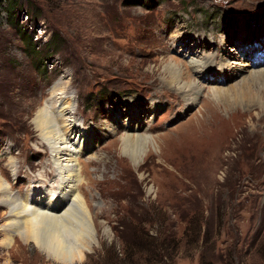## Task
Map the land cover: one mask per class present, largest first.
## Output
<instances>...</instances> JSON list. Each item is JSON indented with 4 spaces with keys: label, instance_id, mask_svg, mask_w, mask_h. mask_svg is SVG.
Instances as JSON below:
<instances>
[{
    "label": "rangeland",
    "instance_id": "1",
    "mask_svg": "<svg viewBox=\"0 0 264 264\" xmlns=\"http://www.w3.org/2000/svg\"><path fill=\"white\" fill-rule=\"evenodd\" d=\"M6 7L0 178L28 211L59 195L65 157L43 144L33 119L53 109L50 90L62 83L80 148H72L77 128L60 119L59 129H71L75 193L96 230L73 264H264V250L256 252L264 240V0H21L12 18ZM193 58H212L208 72L189 68ZM168 62L199 89L168 85ZM241 83L237 99L231 90ZM215 88L230 97L215 99ZM126 136L151 141L137 161L119 142ZM7 207L0 204V264H63L7 229ZM160 234L174 241L157 253Z\"/></svg>",
    "mask_w": 264,
    "mask_h": 264
},
{
    "label": "bare ground",
    "instance_id": "2",
    "mask_svg": "<svg viewBox=\"0 0 264 264\" xmlns=\"http://www.w3.org/2000/svg\"><path fill=\"white\" fill-rule=\"evenodd\" d=\"M199 42L200 38H196V43L198 44ZM189 61L190 63L188 66L192 70L208 72L206 70L210 67V64L208 63L212 61V58H193ZM228 63L229 57L223 56L221 62L216 66H218V69L221 72H224ZM163 68L166 82L176 90L180 92L193 91L194 93L199 89L194 82H186L185 79L188 76L181 66L168 62L166 65L164 64ZM244 85L245 83H241V86L238 85L239 88H236L237 91L232 89L233 96L236 98L237 96H241L239 95V91ZM64 88L60 82L54 84L50 90L49 95L51 96H49L48 99L49 102L53 101L56 105L53 106V109L46 111L44 107H41L33 119L34 127L38 131L43 144L49 146L51 149L50 152L53 154L58 155L59 152L65 157L62 165L60 164L59 166L57 164L60 172V176H58L61 181V191L59 195L54 199L47 196L40 200L39 208L41 210H37L36 208L37 211H28L26 202L19 203L17 202V197L15 198L10 195V192H6L7 187L1 180L2 178H0V197H2L0 204L7 205L9 207L7 208L10 210L9 213L11 215H9V217H11V224L8 225L7 229H14L13 232L18 233L20 236L19 238L25 243H32L38 248V250L46 254L48 258L63 264H73L74 262L80 261L83 257V251H80L77 248L86 249V244L84 246V243L87 242V239H93V233H95L96 230L93 216L90 215L87 205L83 202V199L81 197L78 198L75 193V186L78 183L75 155L78 150L72 154L68 153V151H71L69 146L70 143H66L68 140V134L71 133V129L70 131L65 130L67 126H64L61 130L59 129L58 120L60 119L69 122L72 129L77 128L78 140L73 143L72 148H80L84 136L81 135L78 127L72 122V114H70L72 101L68 97L70 95L64 93ZM211 91L212 96L214 98L216 97L215 99L225 96L230 97L229 90L215 88ZM58 92H60V96H55ZM244 98L247 99L246 97ZM194 101H196L195 98L191 99L189 105ZM239 106L241 105L239 104ZM67 110H70V112L67 113ZM63 123L65 122L63 121ZM125 129L130 130L131 127L128 126ZM62 133L64 140L62 138ZM119 142L121 143V146H123L124 153L129 154L135 161L140 158L147 145L151 144L148 137L143 138L140 136L122 137L119 139ZM65 146L67 147L66 152ZM59 156L60 155L56 157L59 158ZM27 195L30 196L28 193L26 196ZM28 196L26 198L27 203L30 198ZM60 207H62L61 212H56L54 210ZM79 245L80 247H78Z\"/></svg>",
    "mask_w": 264,
    "mask_h": 264
},
{
    "label": "trees",
    "instance_id": "3",
    "mask_svg": "<svg viewBox=\"0 0 264 264\" xmlns=\"http://www.w3.org/2000/svg\"><path fill=\"white\" fill-rule=\"evenodd\" d=\"M2 1H5L7 3V7H6L7 8L6 9L7 15H8V17L12 18L13 13H14L15 9L18 7L19 2L21 0H0V5H1ZM9 14H10V16H9ZM0 15H1V8H0ZM27 41H28V48L34 50V48H32V45L34 46V44L32 43L33 41H32L31 35L27 38ZM53 44H54L53 39H50L47 42H45V47L52 50ZM190 228L191 227H189V223H188V225L185 227V229L183 231L184 234H187L190 231ZM195 231L196 230H194L193 235H197V232H195ZM139 232L141 233L140 236H146L148 238V235H147V233L144 232V230L141 229V230H139ZM189 235L188 236H182V238L184 237L185 239H187L188 237H190ZM196 237H198V236L193 237L191 239L190 243L194 242L196 240ZM154 241H156L157 243ZM173 241H174V239L171 237H166V239L161 238V234H160L159 237L156 236V237L152 238L151 246L154 249L153 251H155L159 247V249L157 250V253H160L162 251V248H164V246L167 245L166 243H168V245L172 246ZM262 250H264V240L260 244L259 250H256V252L260 253ZM166 261H167V264L172 263V261L170 259L166 260Z\"/></svg>",
    "mask_w": 264,
    "mask_h": 264
}]
</instances>
